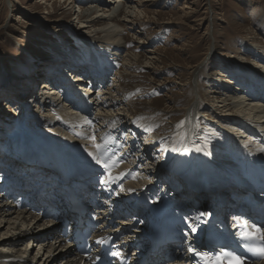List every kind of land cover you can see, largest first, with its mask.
<instances>
[{
  "label": "rangeland",
  "instance_id": "rangeland-1",
  "mask_svg": "<svg viewBox=\"0 0 264 264\" xmlns=\"http://www.w3.org/2000/svg\"><path fill=\"white\" fill-rule=\"evenodd\" d=\"M95 1L0 0V84L5 81L6 85V88H3L5 85L0 87L1 146L11 147L18 135L22 136V124L26 121L24 116L30 118L33 115L24 114L25 107H30L33 113L38 110L37 106L31 103L36 96L28 95L19 88H10L11 79L14 81L13 78H15L20 81L31 75L37 78L36 73L40 70V66H42L40 74L45 78L44 73L47 72L45 67L48 66V60L62 59L57 50L63 49L66 56L71 54L77 56L75 59H78L82 55L81 51L88 57L91 51L88 43L96 45L104 43L101 42L103 40L101 38L104 37L101 28L108 23L101 22L91 28L86 21L96 14L93 13L90 17L82 19V12L90 8L95 9L94 6H99V10L104 9L105 6H112L111 3L116 0H102L100 5ZM123 1L124 4H128L126 8L130 5L131 7L138 6L136 3L139 2V0ZM121 6V9L125 8L123 3ZM139 10L143 11V15L137 18L125 17L130 15L127 11L126 14L125 11L118 14V20L123 21L124 19L120 33L125 37L126 48L121 54L117 67L112 71L113 73H110L111 76L103 87H107V92L113 94V100L116 98L120 100L119 107L115 110L122 114L120 118L125 117L123 121L121 120L122 122L120 121L124 125L117 123H112V125L115 132L122 130V127L125 129L122 130L124 138L120 132L117 134L118 136L121 134L123 138L121 143L125 142L124 145L127 146V141L129 139L132 141L128 143L133 147L129 150L126 159L130 162L136 159L135 163L141 165L143 156L140 150L147 145L150 138L151 143L157 145L149 152V156L154 157V163L167 160L171 164L174 158L178 157L180 164H189L192 161L191 151L187 147L181 148V145L186 142L190 117L193 122L195 120L190 113L194 111L191 108L198 105L199 112L194 114L197 115L198 120L194 126L205 135L202 141H195L193 144L198 145L199 151H203L201 144H206L205 154L208 156L209 153L211 159L221 160L218 153L210 151L209 146L214 142L212 137L221 140L223 144L235 142L242 147L237 157L240 164H243L255 149L261 150L260 146L250 143L248 146L245 140L237 138L236 140L232 136L227 137L222 130L228 128L224 120L237 115L235 113L245 115L237 109L239 102L244 103L246 100L245 106L258 104L253 101L252 97L248 98L240 91L234 92V89H242V85L237 86L235 77L245 75L246 70L254 74L257 71H264V0H146L144 6L136 9L137 14ZM85 25L90 29L85 28ZM132 54L137 55L139 60L137 64L129 65L126 60L128 55ZM148 61L149 64L146 65ZM67 64V60L57 62L55 68L58 70L55 72L61 73L60 67L71 71L66 68ZM53 71L47 72V75H52ZM92 74L100 75V68L95 67L89 70L87 76L93 77ZM255 76L257 77L258 74ZM225 79L234 82L236 87L222 83ZM261 79L255 78L258 84L255 81L254 87L251 84L253 78L247 81L250 85L244 83L243 80L238 81L248 87L244 88L245 91L262 96L264 83L262 77ZM52 82L59 96L63 95L62 91L69 89L62 79L59 81L52 79ZM100 84L101 82L97 87L96 85L88 86L86 83H76L79 89L87 86L91 88L95 93L94 97L101 92L103 83ZM221 86L229 87V93L222 91ZM71 91L75 93L74 90ZM26 94V99L21 105L13 99L18 96L23 100ZM242 97L245 100L239 99ZM225 100H228L227 103L232 108L231 112L223 108L222 102ZM48 104L49 102H46L47 110L50 109ZM60 107L67 114L71 112H66L61 102ZM201 107H205L206 111H201ZM103 108L105 107L102 106L101 109ZM58 111L61 110L58 109ZM123 111L125 113H122ZM42 112L43 117L49 115L44 110ZM93 114L97 115L98 112ZM51 115H54L52 111ZM246 115H249V112ZM91 119L93 120L94 117ZM27 123L34 130H47L36 122L27 121ZM8 125H12L13 128H7ZM106 125L103 126L106 127ZM257 127L258 125H255L254 130H250L255 132ZM5 129H8L7 133ZM138 136H144L145 140L138 142L141 139L138 140ZM205 136L209 139L205 140ZM157 137L162 138L164 142L158 143ZM154 138L157 140L153 142ZM172 143L178 151L174 155H169L168 151L172 149ZM137 154L139 156H136ZM183 168L188 169L189 167ZM157 174H151L149 178V174L140 169V175L144 178L139 182L145 184L149 182V179L155 180ZM175 175L178 177V174ZM168 177L170 175L161 174L159 192L162 193L165 186L170 188L169 182H166ZM0 200L6 204L10 202L6 197ZM41 223L45 224V227H51L45 219ZM45 227L43 229H46ZM7 228L8 226L3 231L8 235ZM31 229H34V226ZM9 235L6 237L2 235L0 238L11 239L13 232ZM26 248L27 243H21L20 249L25 250ZM40 248V245L38 248H30V252L33 253L32 257L38 255L42 249ZM62 258H57L55 264H62Z\"/></svg>",
  "mask_w": 264,
  "mask_h": 264
},
{
  "label": "bare ground",
  "instance_id": "bare-ground-1",
  "mask_svg": "<svg viewBox=\"0 0 264 264\" xmlns=\"http://www.w3.org/2000/svg\"><path fill=\"white\" fill-rule=\"evenodd\" d=\"M95 2L100 5L103 1L96 0ZM145 2L146 0H139V2L136 3L138 6L131 7L130 5L126 8L127 3L124 4L125 2L123 0H116L111 3L112 6H105L104 9L99 10V6H94L95 9L90 8L85 10L82 12V19L90 17L93 13L96 14L90 17V20L86 21L91 28L97 26L101 22L108 23L104 24L101 28V32L104 35V37L101 38L103 39L101 42L104 43L99 45L88 43L91 49L88 57L81 51L82 55H80L78 59H75L77 57L75 55L67 54L66 56L63 49H56L59 56H62V59L58 61H56L57 59H49L47 64L48 66L45 67L47 72L54 70L52 75H47V72H43L45 78L42 77L40 74L42 66H40V72L38 71L39 73H36L38 76L37 78H34L31 75L30 77H26L24 80L20 81L15 78H13L14 81L11 79L10 88H19L28 95L34 94L36 96L31 103L36 105L38 110H34L35 112L33 113L30 107H25L23 110L24 114L33 115L30 118L24 116L26 121L22 124V136L18 135V138L14 140L13 146L3 147L0 144V159L4 158L8 164L16 165L18 168H36L37 170H41L43 169V166H46L45 162L39 161L41 156L53 158L55 153H60L72 161L77 168L82 169L88 175V179H101L100 184L103 188L102 194L104 196H115L113 201L110 203L113 205L114 209L127 211L132 209L138 202L142 201V204L148 208L149 212H152V215L149 216V218L158 215L166 205V202H164L162 197L158 195V190H160L158 185L162 180V173L170 175V177L166 180V182H169L170 188L168 189L166 186L163 187L165 188L164 193H167V190H170L171 192L172 188L174 190H180L176 193L173 192L172 195L176 197L182 193L186 199L185 201H188L189 203H191L190 201L196 203L192 204L194 206V210L186 204L174 207V211L178 215L189 213L184 216L185 219H187L185 227L193 236L185 240L176 249L174 252L175 262L170 264H192L193 256L191 251L198 245L197 237L199 230L205 226L206 210L221 203L226 205L231 203L232 196L223 184H230L232 188H236L235 184H242L246 181V179L254 177H257L258 179L264 178V88H262L263 95L257 96L250 91H245L244 88L247 89L248 87L245 86V84L243 85L241 82L243 80L244 83L249 84L247 81L253 78L251 84L254 87L256 81L255 78L262 80V77L264 83V71H257V73L254 74V72L246 70L245 75L238 76V78L235 77L236 82L238 83L237 86L239 87V84L242 85V89H234V92L240 91L242 95H247L248 98L252 97L253 101L258 102V104H249L245 106V98H239L245 101L244 103H238V111L244 113L245 115L249 112V115L245 116L240 113L241 117L238 113H235L237 115L224 120V122L228 125L227 130H222V133L225 136H232L234 139L237 138L238 140H245L246 145L249 146L250 144H254L260 146L261 148V150L254 148V153L250 155L243 164H240V160L237 157L238 151H240L242 147L237 145L235 142L223 144L221 140L212 137L214 142L209 146L211 148L210 151L218 153L221 160L211 159V155L209 153L208 156L205 154L204 151L206 150V144H201L203 151H199L198 145L193 144L195 141H202L201 139H203L205 135L200 129H196L194 126L195 122L198 120L197 115H194L199 112L198 105L191 108L195 111L190 112L194 116L195 120L193 122L190 117L186 142L181 145V148L187 147V149L191 151L192 161L189 164H180L178 157H175L171 164H169L167 160L154 163V157L149 156V152L152 150V147H156L157 145L152 144L150 138L147 145L140 150L143 156V159H141L140 162L141 165L135 163L136 159L132 160V162L128 161L126 156L128 155L129 150L133 147V145L129 146L128 143L132 141L129 139L127 141V146L121 143L120 140L125 137V135H123V131L125 129L122 127L121 129L123 131L117 130L115 132L112 125V123L124 125L121 122L125 119V117L120 118L122 114L115 110L119 107L118 102H120V100H116L117 98L113 100V94L107 92V87H103H105V82L111 76L110 73L117 67L118 61L121 59V54L126 48L125 37H123L120 33L124 19L123 21L118 20V14L123 11H125L126 14L127 11V13H130L129 16H125L127 18H131L133 16L137 18L142 16L143 11L139 10L137 14L136 9L144 6ZM122 3L123 7H125L124 9H121ZM101 12L104 13L101 15ZM85 28L90 29L87 25H85ZM94 40L96 41V39ZM59 56L58 58H60ZM64 60L68 61L66 68L71 69V71L60 67L61 73L58 71L57 74L55 70H58V68H55V65L57 62ZM138 60L139 57L132 54L128 55L126 61L129 65H133L135 63L137 64ZM80 63L84 64V66L79 65ZM147 64H149V61L146 65ZM73 66L76 67L73 68ZM88 67H90V69H88ZM95 67L100 68L101 74L97 76L92 74L91 76L93 77L88 78L84 82L80 78L81 75L75 73V71H82L83 75H87L89 70H93ZM256 74H258L257 77L255 76ZM222 76L224 75L222 74ZM71 77H73L74 80L71 79ZM40 78L42 80H38ZM52 79H55L56 81L57 79L58 81L62 79L67 87L76 89L75 93H72L71 96H59ZM81 81L82 83L88 84V86L96 85L97 87H99L100 82L101 84L103 83L102 88L100 87V94L94 97L95 93H93L91 88H87L88 86L86 88L79 89V86L76 85V83ZM233 81H235V79H233ZM222 83L225 85L231 84V86L233 85L236 87L235 83L228 79H225ZM4 85L5 81H3V84H0V87ZM97 87H94V89H97ZM3 88H6V85ZM220 88L222 91H227V94L229 93V87L225 88L224 86H221ZM27 94L24 95L25 97L23 96V100L18 98V96L13 99H15L17 103L20 102L19 104L21 105L24 103ZM227 101L228 100L222 102V106L225 110L231 112L232 108L229 107V103H227ZM46 102H49L48 106L50 109L48 110ZM60 102L62 106L65 107L66 112L68 111L69 113V111H71V115L70 113L67 114L64 112V110L60 107ZM102 106L105 108L101 109ZM58 109L61 111H58ZM8 110L10 109L8 108ZM11 110H13V108ZM43 110L49 113V115L43 117ZM202 110L206 111V108L201 107V111ZM51 111L54 115H51ZM95 112H98V114L94 115L93 113ZM122 113L125 112L123 111ZM91 117H94V119L92 120ZM251 117L254 121H252ZM27 121H30V123H38L42 127L46 128L48 133L44 130H34L28 125ZM104 124H107L106 127L103 126ZM255 125H258V127L255 132H253L250 129L254 130L253 126ZM6 127L13 128L12 125H8ZM261 127L263 128L262 130L259 129ZM5 131V133H7L8 129H5ZM118 132H120L122 137H124L122 138L120 136L121 134L118 136ZM2 137L4 138L5 136L3 135ZM139 138L141 139L139 140ZM137 139L140 143L145 140L144 136H138ZM157 139L160 144L164 142L162 138L157 137ZM157 139L154 138L153 142ZM208 139V136H205V140ZM98 144L102 146V150L97 149L96 145ZM171 147L172 149L168 151V154L174 155L178 150L175 148L173 143ZM136 156H139V154ZM96 157H99L101 161H107L109 167L105 168L103 163H97ZM53 167H56V165ZM183 167L189 168L184 169ZM140 169L141 171H145L149 174V178L151 174H158L156 175L155 180L149 179L148 183L141 184L139 180L141 179L142 181L144 177L140 175ZM43 172L45 173L44 179H47L49 182L61 181L60 177L54 171L47 170ZM175 174H178V177H176ZM192 176L196 179V181H215L212 186V190L210 192L206 191L202 193H186L187 189L184 188L179 179L183 180L185 177ZM176 184L177 186H175ZM5 197L7 198L6 195L0 194V199H5ZM20 209L21 208L17 206L16 202L10 201L6 204L4 201L0 200V236L3 235L6 237L10 232H13L11 239L0 238V264H6V259H11V264H55L57 258L59 257H63L62 264H83V260L76 259L74 261V254L72 250H66L63 246L64 238L59 236L57 231L59 223H55L54 220H51V222L48 223L51 227H45V224L41 223L44 220L41 216L35 215L31 212L32 210L29 211L27 209L25 211H21ZM106 212L107 211H104V214ZM129 216L134 217L132 221L137 218H148L147 214H139L135 212L129 213ZM5 223L6 225L3 226ZM7 226L8 228L6 232H8V235L3 231V229ZM32 226H34V229H31ZM44 227L46 229H43ZM136 236L137 235L134 233L132 238H135ZM21 243H27V248L25 250L20 249ZM39 245L42 249H39L40 252L38 255L32 257L33 253L30 252V248H38ZM10 251H13V255L7 256L6 253ZM260 264H264V262Z\"/></svg>",
  "mask_w": 264,
  "mask_h": 264
},
{
  "label": "snow or ice",
  "instance_id": "snow-or-ice-1",
  "mask_svg": "<svg viewBox=\"0 0 264 264\" xmlns=\"http://www.w3.org/2000/svg\"><path fill=\"white\" fill-rule=\"evenodd\" d=\"M96 147L98 150H102L101 145L98 144L96 145ZM96 159H97V163H103V166L105 168L109 167L107 161H101L99 157H96ZM256 231L259 233L260 229L257 228ZM241 238L247 240V239H252L253 236L249 232H244L241 233ZM255 238L264 240V234H261ZM259 253L261 255H264V248L259 249ZM196 254L201 255V258L204 260V264H223L222 258H227L229 260V264H243V261L240 259V257L234 256L233 253L231 252L222 251L214 257H209L207 254H201V253H196Z\"/></svg>",
  "mask_w": 264,
  "mask_h": 264
}]
</instances>
